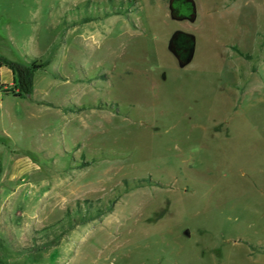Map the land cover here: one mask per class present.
<instances>
[{"label": "rangeland", "instance_id": "374dc122", "mask_svg": "<svg viewBox=\"0 0 264 264\" xmlns=\"http://www.w3.org/2000/svg\"><path fill=\"white\" fill-rule=\"evenodd\" d=\"M52 47L0 67V264H264V0H0Z\"/></svg>", "mask_w": 264, "mask_h": 264}, {"label": "trees", "instance_id": "16d2710c", "mask_svg": "<svg viewBox=\"0 0 264 264\" xmlns=\"http://www.w3.org/2000/svg\"><path fill=\"white\" fill-rule=\"evenodd\" d=\"M53 54L54 47L50 48L46 54L34 57L27 63L0 56V67L5 64L11 69L16 78L15 90H12L14 96L26 97L32 92L34 71L46 67L51 62Z\"/></svg>", "mask_w": 264, "mask_h": 264}, {"label": "flooded vegetation", "instance_id": "af4514ba", "mask_svg": "<svg viewBox=\"0 0 264 264\" xmlns=\"http://www.w3.org/2000/svg\"><path fill=\"white\" fill-rule=\"evenodd\" d=\"M175 47H176L177 53L182 57H184L186 54L188 55L192 50L191 45L190 46L187 45L183 37L178 38L175 41Z\"/></svg>", "mask_w": 264, "mask_h": 264}, {"label": "water", "instance_id": "95a60500", "mask_svg": "<svg viewBox=\"0 0 264 264\" xmlns=\"http://www.w3.org/2000/svg\"><path fill=\"white\" fill-rule=\"evenodd\" d=\"M191 57L188 58V61L190 60Z\"/></svg>", "mask_w": 264, "mask_h": 264}]
</instances>
